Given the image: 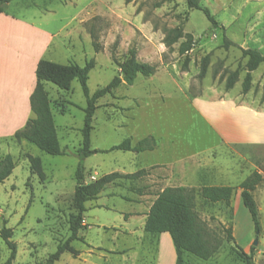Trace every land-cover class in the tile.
Instances as JSON below:
<instances>
[{"label":"rangeland","instance_id":"374dc122","mask_svg":"<svg viewBox=\"0 0 264 264\" xmlns=\"http://www.w3.org/2000/svg\"><path fill=\"white\" fill-rule=\"evenodd\" d=\"M199 1L223 28L213 27L205 12L190 8L187 0H14L6 4L0 13V126L18 125L26 111L33 116L29 97L25 111L18 104L31 71L27 63L34 57L79 65L94 59L88 80L92 94L119 74V63L135 47L138 60L155 65L156 72L138 75L134 84L124 83L98 100L91 148L108 150L126 138L135 144L153 134L165 149L154 155L143 151L139 156L132 151H99L84 159L86 176L90 168L105 175L135 156L129 170L146 166L153 158L187 157L184 184L195 190L201 223L222 239L212 258L186 254L187 264H244L239 248L253 253L252 264H264V217L257 233L248 209L244 205L236 208L239 184L255 170L263 180L253 194L264 202V144H239L260 139L259 128L247 110L209 100V94L217 92L229 91L228 98L245 95L242 81L247 58L242 49L255 48L264 54V0ZM173 29L180 31L179 39ZM224 35L232 43L226 45ZM188 39L196 42L182 54L180 45ZM94 42L99 43V51ZM205 56L209 62L201 77ZM236 69L239 79L227 89L226 78ZM19 74L25 78L18 80ZM45 88L66 154H49L14 135L0 139V155L11 153L16 161L12 174L0 183V227L7 221L13 228L12 239L17 244L14 264H43L71 235L69 216L75 211V173L80 162L78 150L83 146L87 98L77 79L69 90L52 82H45ZM262 90L264 63L253 71L250 97L264 99ZM205 92L209 94L198 97ZM196 98L199 100L194 102ZM3 113L11 118L5 120ZM224 138L237 144L229 145ZM28 154L41 158L44 181L32 173ZM196 155L195 160L192 157ZM214 184L236 187L230 205L202 198L200 187ZM145 186L138 179H116L101 196L109 208L92 211L94 207L88 206L85 212L91 228L81 229L83 241L72 242L80 254L75 257L65 252L55 264H157V258L160 264H172L170 245L160 235L156 244L151 238L154 234H128L120 227L124 218L119 210L132 208L124 198ZM110 192L115 194L108 195ZM228 228L234 241L227 240ZM10 254L0 234V264H5Z\"/></svg>","mask_w":264,"mask_h":264},{"label":"trees","instance_id":"16d2710c","mask_svg":"<svg viewBox=\"0 0 264 264\" xmlns=\"http://www.w3.org/2000/svg\"><path fill=\"white\" fill-rule=\"evenodd\" d=\"M12 1L14 0H0V12H3L4 6ZM187 3L190 8L202 9L213 27L221 26L223 28L209 8L201 7L199 0H187ZM156 6H159V4ZM176 30L173 29L172 32H178L176 39H179L181 34L180 31ZM224 39L226 40V45L232 43V41L227 39L226 35H224ZM195 42L193 39L183 41L179 48L180 53L184 54L191 50ZM94 46L95 50L99 51V43L94 42ZM242 56L247 58V71L242 81L243 92L246 93L251 89L253 71L264 63V54L258 49L249 47L242 49ZM208 62V56L202 58L201 77L206 74ZM94 67V59L88 60L85 65H79L74 62L62 64L45 58L40 59L36 68L37 83L30 97L33 116L27 120L24 128L17 130L14 134L17 140H27L49 154H66L60 143L52 111V103L45 88V82H52L64 90H69L75 79L80 82L87 98V106L84 109L85 118L82 128L83 146L78 150L80 162L75 173L77 180L73 196L75 211L69 216L71 235L65 242L58 244L57 250L43 264H55L65 252H69L75 257L80 254L79 249L72 245V242L84 240L80 235V231L84 228L85 212L87 211L86 202L98 198L107 185L116 182V179H137L146 172L145 169L128 174L115 171L102 175L93 181L86 182L84 159L99 151L124 150L143 152L153 150L157 145L156 138L153 135H148L135 144H132L131 138H126L108 150L91 148V132L94 128L92 123L95 111L98 108V100L108 93H113L116 88L124 83L128 85L134 84L138 75L152 76L156 72L155 65L138 60L137 49L132 47L129 49L126 59L119 63V74L115 75L106 86L98 88L91 94L88 80L90 71ZM238 79L239 69H236L227 76L226 88H233ZM27 157L31 163L32 173L37 174L44 181L46 173L41 158L32 154H28ZM15 166L16 161L11 153L0 155V183L4 182L12 174ZM262 180L261 172L255 170L239 184L242 203L248 209L256 230L260 229V213L253 192ZM199 191L202 198L207 201L214 203L225 202L230 205L236 187L232 185H203ZM6 223L7 221L0 227V234L11 249L10 257L5 264H14L13 262L17 256V244L12 239L13 228L8 227ZM144 231L146 234H154L151 237L154 241L163 232L170 234L176 251V264H187L186 254H192L208 260L219 251L222 245V239L211 234L201 223L195 209V190L187 186H168L157 195L147 214ZM234 239L232 229L228 228L227 240L234 241ZM157 242L156 240V244ZM237 253L244 264L253 263V253H247L242 248H239Z\"/></svg>","mask_w":264,"mask_h":264},{"label":"crops","instance_id":"0c3cea01","mask_svg":"<svg viewBox=\"0 0 264 264\" xmlns=\"http://www.w3.org/2000/svg\"><path fill=\"white\" fill-rule=\"evenodd\" d=\"M1 13V12H0ZM42 59L39 56L34 57L32 60H30L27 64L30 65L31 71L28 77H26V92L23 95V98L20 100L18 106H22L23 110L27 108V99L31 97L32 92L35 89L36 83H37V76H36V68L38 65L39 60ZM24 64L22 68H19V71L22 73L23 68L25 67ZM35 72V73H34ZM25 77L22 74H19L18 80L24 79ZM264 93V90L261 91ZM209 93L205 92L204 94L198 96L203 97ZM210 95V101L212 102H220L222 104H230L237 106L238 108H243L250 113V119L253 120V122L258 126V134H260V139L256 141H243L239 144H264V139L261 137H264V99L262 98H252L249 94V91L245 93V95L236 94V96L233 97H227L229 95V91H225L223 93H211ZM227 97V98H226ZM199 99L196 98L194 102L198 101ZM31 107V104H30ZM33 113V112H32ZM5 120L10 119L11 116L7 114H2V116ZM29 112L26 111L23 117H19V124L14 126H11V128L0 126V139L10 137L15 134L17 130H19V127L22 125H26L27 120L29 119ZM251 121V120H250ZM18 127V128H17ZM24 128V127H23ZM22 129V128H21ZM153 135V134H150ZM154 136V135H153ZM155 137V136H154ZM156 138V137H155ZM157 145L153 150H147L151 152L152 155L156 154L157 152L163 151L165 148L163 147V143L161 140L156 138ZM225 142H228L227 144H237L232 143V141H228L227 139H223ZM134 152V151H132ZM139 156V153L141 152H135ZM5 155V154H4ZM132 157L129 159V163H119L120 165H117L112 168L111 172H108L106 174L118 171L123 174L128 173H134L140 169H145L146 172L144 175L140 176L138 181L141 184H145V189L142 190H131L133 195H127L126 199L129 204H131L130 210H119L121 213V216L124 218V223L120 226L124 230L127 231L128 234H145L144 226L147 219V214L150 210L151 205L153 204L154 200L157 198V195L163 191L168 186H185L184 181L186 179V171H187V157H180V158H172V159H161L158 160L157 158H153L150 160L146 166L140 167V168H133L131 170L128 169L129 164H133L136 159V157ZM199 155L193 156L195 160L197 159ZM92 168L89 169V175L86 176V182L93 181L102 175L99 174V172L95 169V171H91ZM85 171H88V168L85 166ZM104 175V174H103ZM115 185L114 183H110L107 185ZM214 185H220V184H214ZM223 185V184H221ZM106 187V188H107ZM106 188L101 192L98 198L94 200H90L86 202V207L88 209V206L94 207L92 211H95L99 208H109L108 201H103L101 199L102 194L105 195L107 193H103ZM256 192V190H254ZM241 188L240 191L237 193L239 194V198L236 201V208L239 209L242 207L241 202ZM115 192H110L108 195H114ZM258 208L260 213V218L264 217V202L260 203L258 200ZM89 204V205H87ZM120 217V219H122ZM96 219V218H95ZM90 220L85 217L84 219V230L91 228ZM85 236V235H84ZM168 232H163L160 234V237L164 238L168 245H170V252H171V263H176V251L175 247H172V238ZM158 241V239H156ZM155 240V241H156ZM158 259V263L160 264V258Z\"/></svg>","mask_w":264,"mask_h":264},{"label":"water","instance_id":"95a60500","mask_svg":"<svg viewBox=\"0 0 264 264\" xmlns=\"http://www.w3.org/2000/svg\"><path fill=\"white\" fill-rule=\"evenodd\" d=\"M257 233H259V230L257 231ZM257 243H258V239H256V240L254 241V245H257Z\"/></svg>","mask_w":264,"mask_h":264}]
</instances>
